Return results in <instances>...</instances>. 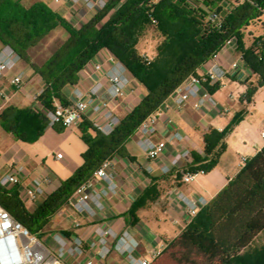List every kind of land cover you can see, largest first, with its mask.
<instances>
[{
    "label": "trees",
    "instance_id": "1",
    "mask_svg": "<svg viewBox=\"0 0 264 264\" xmlns=\"http://www.w3.org/2000/svg\"><path fill=\"white\" fill-rule=\"evenodd\" d=\"M227 5L225 14L222 10ZM220 15V25L208 20V13ZM151 17L155 19L153 23ZM264 17V0H107L105 6L80 26H73L43 3L25 8L18 0H0V41L9 45L34 72L45 87L39 100L51 107L53 99L66 104V90L79 79L80 70L101 50L119 59L145 88L144 95L109 134L97 131L84 118L82 139L87 148L81 164L67 179L30 211L19 196L16 185L0 184V205L6 208L39 238L51 216L73 192L75 186L105 158L128 156L126 141L142 120L163 101L210 55L219 50L228 37L235 38L244 66L258 79L248 86L245 97L251 101L258 87L264 85V34L244 47V30ZM67 31L66 39L42 64L34 62L28 49L36 46L56 26ZM149 25L164 36L157 58L151 64L136 43ZM220 82L204 86L212 93ZM45 123L46 118L40 112ZM244 115L236 113L222 130L211 129L204 137L202 155L194 151L190 170L212 168L217 162L223 138ZM1 123L20 139L14 112L5 108ZM55 126V125H54ZM53 126V127H54ZM87 129H92L94 134ZM220 144L218 151L214 146ZM153 187L134 202L130 213L151 198ZM264 232V145L238 170L217 194L202 206L191 222L163 249L151 264H235L242 259L254 239ZM255 264H264L257 260Z\"/></svg>",
    "mask_w": 264,
    "mask_h": 264
},
{
    "label": "crops",
    "instance_id": "2",
    "mask_svg": "<svg viewBox=\"0 0 264 264\" xmlns=\"http://www.w3.org/2000/svg\"><path fill=\"white\" fill-rule=\"evenodd\" d=\"M53 3L73 26L78 27L88 19V14L81 6H73L68 0ZM3 46L5 44L0 41V50ZM137 49L140 50L138 47ZM105 54L106 50L103 49L93 60H101ZM237 54L236 44L221 51L222 65L228 68ZM205 66L206 64H202L197 73L204 72ZM16 75L22 77L19 87L12 82ZM128 75L131 81L125 96L110 101L111 107L120 118L125 116L145 93L143 85L130 73ZM96 77L98 74L92 72L91 63L79 72V80L85 84ZM257 79L248 69L241 76L227 74L218 89L212 92L218 101L217 108L206 106L195 109L188 105L179 110L168 96L161 104L163 113L157 120V131L152 137L156 140L166 138L170 130L175 129L183 134L184 141H169L164 155L151 161L138 146L139 132L136 131L125 143L128 156H113L119 194L105 198V217L87 220L76 214L67 204H63L51 216L48 226L53 222V226L65 235L76 233L85 241L96 237L95 229L98 226H107L117 231L127 229L137 240L136 255L144 257L149 255L152 248H165L193 219L187 216L182 205L173 198L172 191H182L197 197L200 209L238 172L241 168L240 157L246 156L249 159L264 145V137L261 134L264 130V85L257 88L250 102L245 97L249 84H256ZM44 87L40 75L21 58L0 78V142L3 145L0 151V177L6 172L15 171L16 167L21 165L19 174L24 184L33 178H47L44 183V195L38 197L35 202L23 200L30 211L73 174L81 164V154L87 148L81 136L82 131L86 129L84 118L71 127H63L60 124L54 127L46 125L40 113L41 106L33 99L34 93ZM69 91L70 87L65 92L67 101ZM258 96L260 104L253 101ZM5 108L14 112L19 130L25 134L26 139H20L3 128L1 113ZM240 111H243L244 115L224 136L223 148L220 149L217 162L212 168L188 183L180 182V172L161 173L160 162L183 146L189 147L192 153L183 167L192 165L194 151L204 155L202 151L205 135L211 129L222 131ZM169 118L172 120L170 127L166 125ZM87 130L94 134L92 129ZM219 148L218 143L213 152ZM57 153H62V157L57 158ZM147 167H151V170L148 171ZM151 187L154 188L152 197L147 198L145 204L137 207L132 215L130 211L134 202ZM74 220L82 221V226L75 228ZM68 222L71 225L68 226ZM47 244L52 245L51 238ZM70 261L71 264L74 263L73 259ZM98 264L127 263L114 248L108 256L98 261Z\"/></svg>",
    "mask_w": 264,
    "mask_h": 264
},
{
    "label": "built area",
    "instance_id": "3",
    "mask_svg": "<svg viewBox=\"0 0 264 264\" xmlns=\"http://www.w3.org/2000/svg\"><path fill=\"white\" fill-rule=\"evenodd\" d=\"M59 2L60 0H53ZM73 6H81L88 14V18L103 8L107 0H68ZM208 20L220 25V15L214 11L208 13ZM154 23L155 19L151 17ZM234 37L225 39L221 48L213 52L206 64L204 72L191 74L174 89L169 95L177 109L181 110L188 105L195 109L206 106L217 108L218 101L205 86L208 82L214 84L229 73L241 76L247 69L242 62V55L236 58L227 68L222 65L220 52L234 45ZM103 50V49H101ZM100 50V51H101ZM106 50V49H104ZM19 55L9 46L5 45L0 50V78L12 69L19 60ZM147 61H150L146 57ZM91 70L98 77L85 84L79 80L69 86V97L66 104L58 99H53L51 107H44L39 96L42 90L34 93L35 103L41 106L46 118L47 126L53 127L60 124L63 127H71L78 123L81 118H86L92 126L103 134H109L119 123L120 117L110 105L112 99H120L125 96L126 89L131 81L124 64L111 52L101 60H93ZM87 63V64H88ZM86 64V65H87ZM85 67V66H84ZM12 82L19 87L22 77L16 75ZM223 112L225 109L222 110ZM163 113L161 105L147 115L137 128L139 137L137 144L148 160L154 161L161 158L167 150L169 141H184L185 137L178 130H170L169 136L163 139H153L156 133V123ZM94 115V117H92ZM172 120L169 118L166 125L169 127ZM264 137V130L261 132ZM191 149L181 147L175 150L170 157L160 162L159 169L162 174L180 172V182L188 183L198 175L205 173L204 169L190 170L183 164L191 158ZM57 158L62 153L56 154ZM248 160L246 156L240 157L241 167ZM148 171L151 167H147ZM22 166L18 165L15 171H9L0 177V184L4 186L16 185L22 200L35 202L38 197L45 194L44 183L47 178H33L24 184L19 172ZM119 194V186L115 177V162L113 158H105L95 167L90 174L79 182L70 196L67 204L76 214L87 220H95L105 217V198ZM173 198L179 202L187 216L192 219L199 211V199L182 191H172ZM82 221L74 220V227L82 226ZM96 237L85 241L80 235L72 233L65 235L61 231L51 234V244L45 243L35 233L31 232L6 208L0 205V264H98L115 248L127 264H151L162 253L164 248H152L146 257L136 255L137 240L127 230L117 231L107 226H98L95 229Z\"/></svg>",
    "mask_w": 264,
    "mask_h": 264
},
{
    "label": "rangeland",
    "instance_id": "4",
    "mask_svg": "<svg viewBox=\"0 0 264 264\" xmlns=\"http://www.w3.org/2000/svg\"><path fill=\"white\" fill-rule=\"evenodd\" d=\"M25 8L31 7L35 3H43L47 5L50 9L59 13V8L52 2V0H18ZM227 5L222 10L221 15L225 14ZM61 15V14H60ZM62 16V15H61ZM63 17V16H62ZM64 18V17H63ZM264 34V17H261L256 24H251L246 27L244 30V37L242 42L244 47H249L253 43L255 37H259ZM67 31L60 25L51 29L44 38L34 47H30L28 52L31 59L38 63L42 64L45 62L55 51V49L66 39ZM164 40V36L161 35L159 31L156 30L155 25H149L145 28L137 43L136 47L140 49L143 54H145L152 64L157 58L158 47L161 46ZM235 44V41L233 42ZM144 87V86H143ZM257 104H260V96L253 99ZM3 145L0 142V151L2 150ZM1 167V166H0ZM71 222V221H70ZM71 225V223H67ZM53 226V222L47 226L46 231L43 233L41 239L48 243L51 238V233L59 231ZM257 260L264 263V232L260 233L248 247L246 253L242 259H239L235 264H255Z\"/></svg>",
    "mask_w": 264,
    "mask_h": 264
}]
</instances>
